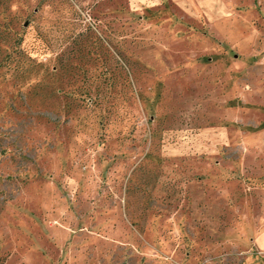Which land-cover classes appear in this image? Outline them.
Listing matches in <instances>:
<instances>
[{"label": "rangeland", "instance_id": "1", "mask_svg": "<svg viewBox=\"0 0 264 264\" xmlns=\"http://www.w3.org/2000/svg\"><path fill=\"white\" fill-rule=\"evenodd\" d=\"M264 0H0V264H258Z\"/></svg>", "mask_w": 264, "mask_h": 264}, {"label": "crops", "instance_id": "2", "mask_svg": "<svg viewBox=\"0 0 264 264\" xmlns=\"http://www.w3.org/2000/svg\"><path fill=\"white\" fill-rule=\"evenodd\" d=\"M253 245L259 255L260 261L258 264H264V233H259L257 237H255L253 241ZM247 264H252L250 260H248Z\"/></svg>", "mask_w": 264, "mask_h": 264}]
</instances>
